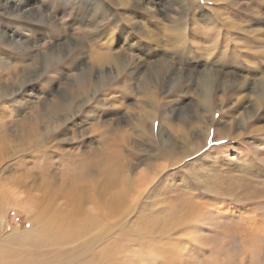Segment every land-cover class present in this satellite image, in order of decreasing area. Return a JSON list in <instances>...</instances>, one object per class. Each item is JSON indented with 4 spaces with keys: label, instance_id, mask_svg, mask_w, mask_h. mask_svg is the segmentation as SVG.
I'll list each match as a JSON object with an SVG mask.
<instances>
[{
    "label": "rangeland",
    "instance_id": "1",
    "mask_svg": "<svg viewBox=\"0 0 264 264\" xmlns=\"http://www.w3.org/2000/svg\"><path fill=\"white\" fill-rule=\"evenodd\" d=\"M93 1L31 0L28 5L31 11L16 13L8 0H0V134L6 135L5 142L0 140V149H3L0 215L7 229L22 232L31 228V220L24 210L26 205L30 206L32 216L35 212L42 214L39 209L45 205L49 208L48 214H60L61 210V214H66L70 210V215L78 221L86 220V230L63 245L73 247L98 231L97 226L90 227L92 215H96L94 219L99 224L105 220L109 224L119 221L120 216L105 218L89 209L105 199L109 202L111 194L117 191L114 190L117 184H111L113 187L105 182L101 164L106 156V134L112 135V129L119 128L125 137L120 152L134 158L130 174L142 175L145 159H152L154 153L158 159L151 162L157 165L169 162L155 186L167 197L157 198L155 208L177 200V207L186 209L187 204L183 202L191 196L197 204L201 203L193 216V225L185 224L173 234H147L143 238L132 237L133 240L124 234L119 238V231L110 229L106 235L111 243L108 264H264V197L259 191L261 182L264 183V161L257 160L249 166L241 164L247 146L259 149L264 144V133H255L254 138L248 133L253 128L264 127V89L259 104L255 103L253 92L254 81L262 89L260 73L256 71L264 70V1L153 0L143 3L141 10L131 6L127 10L122 7V0H99V7H93ZM125 15L132 19L127 22L123 19ZM105 24L107 28H103ZM98 31L113 38L109 54H130L134 63L119 72L112 68L105 77L96 78L100 71L96 57L104 48L105 40L95 35ZM124 37L130 40L126 42ZM230 57L233 59L229 60ZM158 65L159 69L151 73L152 67ZM166 65L172 66L169 75L163 67ZM209 69L234 71L239 80L240 75L246 76L248 84L235 82L225 93L218 84L203 90L206 83L201 84L199 77ZM79 82L85 83L84 92ZM147 87L153 90V95H146ZM203 92H211L217 98L209 106L213 118L207 117L208 109L197 105L201 103L198 96ZM62 99H68L64 111L75 113L63 122L56 118L60 114L55 108ZM224 110L233 114L231 119L224 116ZM144 111L153 117L146 116ZM141 130H146L145 136ZM166 130L172 135L174 145L169 152L179 156L183 150L187 154L181 162L162 156L168 150L162 149ZM203 131L206 133L202 134ZM224 132H229L227 137L240 132L241 138L215 139ZM48 149L51 151L46 152ZM40 152L47 153L52 163L46 175L40 172ZM76 153L85 156L88 163L93 161L88 171L92 177L89 173L88 177L91 181L98 180L97 202L76 198L71 186H67L71 185L70 176L78 170H72L71 162L62 165L60 161ZM28 165L37 174L30 173L24 178L20 168ZM151 178V175L145 177ZM246 182L256 186L253 193L256 197L249 199L250 191L243 188ZM138 204L129 214V222L136 221L135 216L145 217L143 207L151 206L144 199ZM74 206L80 213L74 212ZM250 216L256 218V228L250 224ZM108 227L111 225L105 228ZM91 248L95 252L99 250Z\"/></svg>",
    "mask_w": 264,
    "mask_h": 264
},
{
    "label": "bare ground",
    "instance_id": "2",
    "mask_svg": "<svg viewBox=\"0 0 264 264\" xmlns=\"http://www.w3.org/2000/svg\"><path fill=\"white\" fill-rule=\"evenodd\" d=\"M13 1H15V4L14 5H13ZM30 1L31 0H22V1L21 0H8V3L11 6V8L13 9V11H15L16 13H23V12L25 13V11L30 10V9H28V5H29ZM152 1L153 0H122L121 1V5H122V7H126L127 10H129V7L130 6L133 7L134 9H136V10H141L142 9L141 8V5L143 3H146L147 4V3H150ZM188 1H190V0H188ZM192 1L198 2V0H192ZM99 5H100V1L99 0H94L93 1V7H95V6L96 7H99ZM144 6H145V4H144ZM22 8H23V10H22ZM102 11H104V10L102 9ZM121 14H123V13H121ZM123 19H125L128 22L129 20L132 19V17H131V19L128 18V17L126 18V15H125L123 17ZM107 27H108V24H105L103 28H107ZM110 30H111V28H110ZM103 32H104V30H103ZM96 33H95V35L97 37H102L103 40L105 39L104 42L102 41L103 42V45H104V48L98 53V55L96 57V63L100 66V68L98 67L100 69V71L97 70L98 73L97 74L95 73L97 75L96 78L101 79L102 77H105L108 72L113 71L112 68H115V70H117V72H119L121 69L123 70V69L127 68L128 66H130L129 64L134 63L133 62L134 59L130 56V54H126L125 56L122 54L123 57H122V55H118V54H109L108 47L111 45L113 38L110 35L108 36L107 34L102 33L101 31H98ZM123 40L126 41V42H128L130 40V37H124ZM127 47H129V45ZM181 53H183V52L181 51ZM224 54H225V49L221 52L220 56L222 57ZM216 56H218V55H216ZM232 59L233 58L230 57L229 60H232ZM164 62H165V60H164ZM105 65L106 66L108 65V67H106ZM159 67H160V65L154 66V68L152 67L151 73L153 71H155L157 68L159 69ZM163 67L165 69L166 74L169 75L171 73L172 66H167L166 65V66H163ZM103 68H105V70L107 72L105 70H103ZM213 69H214V67H213ZM241 69H242V67H241ZM90 70L91 69H89V72H90ZM256 72H259L260 73L259 79H260V87L262 89H260L259 87H256V82L257 81L256 82L254 81L253 82V84H254L253 85V92H254V95H255V99H254L255 100V103L256 104H259L262 101L261 100V97L263 96L262 91L264 89V70L259 69ZM191 73H192V71L189 72V75H191ZM237 75L238 74H236V72H234V71H230L229 73H227V72H221V70H212V71H210V69H209V71L206 72V74L204 73L203 76L201 75L199 78H200V81H201L200 83L201 84L202 83H206V85L204 86L205 88H203V90H206L207 87H210L211 88L213 86H217V84H218L221 87V89L223 90V93H225V90H227V89H229V88H231V87H233V86L236 85L235 82H237V84H240V83L243 84V83L249 81V79L246 76H241V75H240V77H242V79L239 80L237 78ZM146 77H147V74H146ZM148 78H149V76L147 77V79ZM79 79H80V77H79ZM99 81H101V80H99ZM86 83H89V82L87 81ZM77 84H79V85L82 86L81 87L82 90L84 89V87H85V83L84 82H79ZM247 84L248 83H245L244 86H247ZM0 86H2V85H0ZM89 87H90V85H89ZM145 89L146 90H144V91H146V95L149 96V95H153L154 94L153 93V90L151 91L150 89H148V87L145 88ZM84 90H83V92H84ZM83 94H85V93H83ZM77 95H80V94H77ZM77 95H75V96H77ZM80 96L83 97V95H80ZM215 99H217V98H215L214 97V94H212L211 92H208V93L207 92H203L202 95L200 94L198 96V100H201L200 101L201 103H198L199 101L196 102V103H198L197 105L199 107L203 108V110H207V109L209 110V116H207V117H211L212 116V118H213V113H212L213 111L211 112V109H209V106L213 104V101H215ZM66 101H68V99H62V100L58 101L55 104V108H57V111H59L58 114H60L59 116L57 115L56 118H60L61 122L67 120V118H69L73 114H75L74 112H71L70 110L68 111V114L64 111V110H66L64 107H68V106H65ZM74 103H73V106H74ZM151 104L154 105V103H151ZM155 108H156V105H155ZM68 109H70V108H68ZM243 110H245V109H243ZM194 112L196 113L195 115H197V111L194 110ZM144 113H145L146 116L153 117L151 114L147 113L146 111H144ZM167 113H169V112L167 111ZM224 113H225V115H224L225 117L231 119V117H232L233 114L229 110L228 111L227 110L226 111L224 110ZM245 113H247V110L244 111V114ZM239 114H240V112H239ZM220 116H222V115H220ZM243 117H238V119H240L241 121H243V120H245V119H243ZM155 119H156V117H155ZM151 123H150V125H151ZM47 126H49V125H47ZM140 126H142V128H143L144 123L140 124ZM146 127H148V126H146ZM151 128L152 127H150V129ZM109 129H110V127H108V132L111 131V130L109 131ZM150 129L148 128V131H150ZM208 129H209V127H208ZM224 130H226V129L224 128ZM145 131L144 130H141L142 136H145ZM162 131H165V129H162ZM229 132H224V133H222L220 135H217L218 137L215 138V139H223V138L231 139V137H234V139L232 138L233 140H238L239 138H241V133L240 132H237L236 134H233L234 136H231L230 135L229 137H227L226 135ZM165 133L167 134L166 135L167 136V139L164 142H162V145L164 147V148L162 147V149L165 150L167 148L168 150H166L165 152L163 150L161 151V152H164V155H162L163 153L161 154L159 151L158 152L160 153V155L163 156V158H167V160H169V161H173L174 160L175 162L176 161H180L181 162L183 160L182 156L183 157H186L185 155H187V154H184L183 150L182 151H179V153L182 154V155H179V156H176L178 154L175 153V152H169L170 149H172V147L174 146L173 145V142H172V135L169 132L167 133V130H166ZM205 133H206L205 131L202 132V134H205ZM248 133H250L252 135L251 138H254V134L255 133L258 134V135L264 133V127L253 128L252 130H248ZM5 137H6V135L0 134V140H3L4 141L5 140ZM102 139H104V138H102ZM105 139H106V142H104V143H106V145H105L106 146L105 147V149H106V152H105L106 153V156H104V159H102L103 162L101 164L102 165V168H101V172L102 173L101 174L103 175L104 180H105L106 183H110V185L111 184H114V183L117 184L116 185L117 187L116 186L114 187L113 185H111V186L114 187V190L117 189V191L111 194V198L110 199L108 198L110 200L109 202H107L106 199H105V202H97L98 194H97V191H96V187H97V184H98V180H94L93 179L91 181L90 180L91 178L88 177V173H89L88 171L91 168L90 165H91V163L93 161L91 163H88V160L85 158V156L82 157L83 155L82 156H79L76 153L74 156H71L70 158H67L66 157L67 159L64 158V160L63 161L61 160L60 162H62V165H64L63 163L68 164V163L71 162V164H70L71 166L70 165L69 166L72 167V170H74L75 168H76V170H78V171H76L74 174H72L70 176V180L71 181L69 180V182H71V185H67L68 187L71 186V188H72V192L71 193H73L76 198H78V199L80 198V200L81 199H84V198H90L91 199L90 200L91 202H93V201L94 202H97V206H95V207L94 206H91L89 208L90 211H97L98 212L97 213L98 215H100V216L102 215L105 218H106V216L108 217V216H112V215H114L116 217H119L120 216L119 221H116L115 220V222L113 224H111V223L109 224V223H107V220H105L104 223L99 224L98 221H96V219H94V217L96 215H94V217L92 215L91 216V221H90V227H94L95 228V226H97V228H99L98 231L96 230V232L89 239H85L83 241H80V242H78L73 247H64L63 246L64 244H66L70 240H74L76 237L80 236V234L83 231L86 230V228H85V221L86 220L84 222L78 221L76 219V217L72 216L73 214L70 215L71 214V213H69L70 210L68 212H65L66 214H64V212H63V214H61L63 210H61L60 214H57V213L56 214H48V209L49 208L46 207V205H45V206H41L40 209H39V211H41L42 214L40 212L39 213H36L35 212L34 215L32 216L31 214L33 212L32 213L30 212V206L29 205H26L24 207V210L26 211V213H28V217L30 218L32 225H31V228H29L27 230H24L22 232H19V231H16V230H12V229H7L8 227L4 224V219H3V216L1 214L0 215V264H108V262H109L108 261V258L110 256L109 255L110 252H108V249H109L111 243H110L109 240H106V235H108V233H109L108 231H110V229L112 230V228L119 231V233H118L119 236H117L119 238H122L121 235H123V234L126 235L129 238H132V237L133 238L134 237H137V238L138 237L139 238L141 237V238H143L147 234H149L151 236L153 234L154 235L155 234H158V235L173 234L174 232H176L178 229H180L185 224H188V223L189 224L190 223L192 224V222L194 220V217L193 216H194L195 212L198 211V208L197 207L201 203L198 200L199 203L197 204V202H196L197 200L194 201L193 200V196H191L190 198L188 197V199H186L183 202V203H186L187 204V208L186 209H179L177 207V205L179 204V201H177V200L174 201L172 204H167V206H158V207L155 208V204H158V203L155 202V201H157V198H159V197L160 198L167 197V195H164V192L163 191H159L158 189H155V186H156V183L158 181V178L161 177V175L163 174V172L166 169V167L169 166L168 165L169 162L167 164L163 163V164H160V165L158 164L157 165L154 162H151L150 161V160H153V159H158L156 157L157 156V153L156 154L154 153V155L151 154L152 155L151 156L152 159L151 158L145 159V169L141 173L142 175L135 176L133 174H130L131 173L130 172L131 170H129V169H131L133 167V161L132 160L134 158L132 159L130 157L131 154H130V156H127V155H123L120 152V150H121L120 147L122 145V142H124L125 137H124L123 133L120 132L119 128H113L112 129V135L107 136V134H106ZM185 139H186V137H185ZM6 141H7V139H6ZM192 142H194V141H192ZM71 143H73V141ZM100 143H101V141H100ZM149 143H150V141H149ZM191 144H193V143H191ZM35 145H37V144H35ZM46 145L49 146V144H46ZM2 146L3 145H1V148H2ZM26 146H27V144H26ZM156 146H158V144H156ZM53 147H54V145H53ZM60 147H62V146L60 145ZM35 148H37V147H35ZM55 148H56V146H55ZM99 148H100V146H99ZM159 148H160V146H159ZM65 149H67V148H65ZM186 149H188V148H186ZM1 150H3V149H0V161H2V157L1 156L3 155V151L1 152ZM26 150H28V148ZM48 151H49V149L46 152H48ZM43 152L42 153L40 152V154L42 155V156H40L41 163H42V166L40 167V172H42L41 174L46 175L47 173H45V171H47V169L49 170V168L51 167V164L52 163L47 158V155H46L47 153L45 154ZM187 152H188V150H186V153ZM58 153H59V151H58ZM80 154H82V153H80ZM86 154H89V152L86 153ZM171 154L174 155V156H172ZM59 155L61 156V154H59ZM34 156H35V154H34ZM32 158H33V155H32ZM98 158L100 159V157H98ZM257 160L264 161V144L259 149L253 148L251 146L250 147L247 146V154L242 157L241 164L242 163H246V165L249 166V165H252L253 162L254 163H257ZM92 169H95V168H92ZM20 170L22 171V174L21 173L20 174L24 178L27 177V176L29 177L30 173L31 174H33V173L34 174H37L35 172V170L34 171L31 170V167H29V165L27 167L25 166V167L20 168ZM58 170H60V169H58ZM49 174H50V172H49ZM16 175H17V173H16ZM93 175H95V174H93ZM147 175H151L152 178L150 180L145 179V177H147ZM17 176H19V175H17ZM37 176L39 177V175H37ZM89 176L92 177V175H90V173H89ZM16 178H18V177H16ZM30 178H32V177H30ZM39 178H41V177H39ZM64 178H65V176H64ZM47 179L49 180V178H47ZM61 180H64V179H61ZM17 182L19 183V181H17ZM95 182H96V184L93 185V183H95ZM22 183H23V181H22ZM63 183H65V181ZM101 183H103V182H101ZM101 183H99V184H101ZM6 185H7V183H6ZM17 185H19V184H17ZM243 185H245V187H243ZM243 185H241V186L244 189H247L248 192L250 191V195L251 196L249 197V199L250 198H253V197H256V196L253 195V193H254V187H256L254 184L247 183V184H243ZM12 186H13V184H12ZM102 186H103V184H102ZM241 186H240V188H241ZM261 186L262 187L259 190L261 192L260 195L262 197H264V183L263 182H261ZM59 188H61V186ZM25 189H26V187H25ZM56 189H58V188H56ZM108 189H110V188H108ZM111 189H112V187H111ZM10 190H12V188ZM18 190H17V193H19ZM45 190H47V189H45ZM59 191H61V190H59ZM63 191H65V189ZM210 191L211 192H216L213 189H210ZM23 192H25V191H23ZM50 193H52V192H50ZM12 194H13V192H12ZM104 195H105V192H104ZM17 198H18V196H17ZM78 199H77V201H78ZM143 199L144 200H149L151 202V206H145V207H143V212L145 213V217H142L141 219H138V216H135V217H137L136 221H133V219H132L129 222V220H128V218L130 216L129 214H131V212H133L134 207L136 205H139L140 206V204H138V203H140V201H142ZM17 201L19 203V200H17ZM66 201H67V199L65 200V202ZM135 201H136V203L134 205V202ZM75 203H76V200H75ZM48 204H49V202H48ZM79 207H84V205L83 206H79ZM129 208H132V211ZM59 209L60 208L56 209V211L59 210ZM87 209L85 208V211L86 212H87ZM64 211H65V209H64ZM75 211L77 213H80V209L77 206L75 207L74 212ZM74 212H72V213H74ZM70 216H72L71 219L68 218ZM255 219L256 218H254L253 216L248 217V220L250 221V224L251 225L253 224V226L256 228L257 225L255 224V221H256ZM195 221H197V220H195ZM108 225H111V227H108L106 229L105 227L108 226ZM259 227L260 226H258V228ZM103 228H105L106 230H104ZM121 228H122V230H121ZM185 228H186V230L190 229V228L187 229V227H185ZM257 230H259V229H257ZM135 240H137V239H135ZM89 244H91V246H89ZM91 247H93L94 249H99V250L95 252Z\"/></svg>",
    "mask_w": 264,
    "mask_h": 264
}]
</instances>
